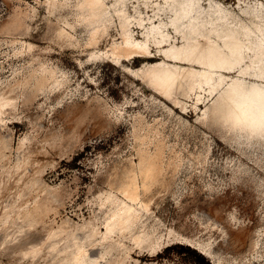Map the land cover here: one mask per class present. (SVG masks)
I'll use <instances>...</instances> for the list:
<instances>
[{"label": "bare ground", "instance_id": "1", "mask_svg": "<svg viewBox=\"0 0 264 264\" xmlns=\"http://www.w3.org/2000/svg\"><path fill=\"white\" fill-rule=\"evenodd\" d=\"M38 2L45 9L40 31L32 32V21L37 14L33 5L15 7L0 31L33 36L64 48L90 46L89 57L121 64L181 112L186 111L191 100L199 123L246 143L264 146L261 128L264 123V0H243L244 5L242 0H237L240 13L217 0ZM81 27L86 33L84 37L76 33ZM136 27L141 29L139 35L135 34ZM11 40L17 38L13 36ZM20 41L19 51L29 54L32 67L21 78L0 81V124L7 117L21 120L17 99H32L34 89L47 87L49 92L63 97L69 88L67 73L41 53L50 50L49 44L39 46L29 40ZM133 56L154 59L144 60L135 68L123 63ZM118 111L120 115L116 119L123 114L122 110ZM159 122V119L147 121L140 112L132 115L135 154L112 159L102 171L104 186L95 195L100 198L99 206L106 207L103 215L93 209L89 216H82L78 221L69 216L56 219L58 209L52 202L57 196H46L40 201L38 194H33L41 169L37 160L33 170L27 171L30 155L35 151L31 132L19 137L17 150L21 156L4 169L0 193L12 177L15 181L22 179L21 188L13 202L5 205L0 213V226L7 236H13L14 226L19 227L18 231L23 230L24 221L46 226L45 237L25 247L22 255L35 254L47 241L51 256L48 264H135L143 249L155 255L173 240L181 239L211 258L213 264H222L212 241L192 239L172 227L164 231L163 221L151 208L155 197L172 190L182 158L176 151L173 156L165 155ZM7 147L5 139L0 138L2 156ZM194 157L199 161L205 158L200 153ZM26 193L30 197H25ZM231 238L234 246L243 241L241 232L231 234ZM22 243L23 237L19 238V244ZM257 245V238H252L247 251L256 252ZM260 250L264 251V247ZM133 251H137L138 257L131 255ZM239 257L233 264H239L244 254Z\"/></svg>", "mask_w": 264, "mask_h": 264}, {"label": "rangeland", "instance_id": "2", "mask_svg": "<svg viewBox=\"0 0 264 264\" xmlns=\"http://www.w3.org/2000/svg\"><path fill=\"white\" fill-rule=\"evenodd\" d=\"M217 1L240 13L237 0ZM27 5L37 8L32 32L40 31L45 9L38 0H0V27L15 7ZM129 10L132 11L131 5ZM140 31L139 27L135 28L136 35ZM76 33L81 37L86 34L82 27ZM13 36L17 40L12 41ZM20 39L39 46L49 44L50 50L41 53L52 65H58L67 73L69 88L63 97L42 87L34 89L35 96L30 100L17 99L21 120L7 117L0 124V138L9 145L4 150L5 156L0 154V177L6 174L4 169L21 156L17 142L30 131L35 151L30 155L27 171L31 172L39 161L37 192H33L38 194V200L57 196L52 202L58 209L57 220L69 216L78 221L82 216H89L93 209L103 215L106 207L99 206L100 198L95 195L104 186L102 171L112 159L135 154L132 115L140 112L149 122L159 119L157 125L164 137L165 155L173 156L176 151L182 157L172 190L151 202L154 214L163 221V230L172 227L192 239L212 241V248L221 256L222 264L235 263L240 254L244 257L239 264H264V251L260 250L264 247V146L246 143L199 123L191 100L187 102L186 111L181 112L121 64L89 57L90 46L64 48L33 36L0 31V81L21 78L32 67L29 54L19 51ZM153 59L133 56L123 63L135 68L142 61ZM47 105L52 108H46ZM119 109L123 114L116 119ZM197 153L205 156L204 160H197L194 157ZM21 183L22 179L9 180L0 193V213L16 198ZM25 197H30L29 193ZM27 222H22L21 231L14 226L13 236H7L0 226V264L50 262L47 241L35 254L22 255L25 247L40 242L46 232V226L40 222L31 225ZM237 232L242 233L243 241L234 246L231 234ZM21 237L23 243L19 244ZM252 238H257L259 248L250 253L247 248ZM176 243L188 245L181 239L169 244ZM165 247L155 255L143 249L135 264H213L211 258L195 248L202 257H194L178 245ZM131 255L138 257L137 251Z\"/></svg>", "mask_w": 264, "mask_h": 264}, {"label": "trees", "instance_id": "3", "mask_svg": "<svg viewBox=\"0 0 264 264\" xmlns=\"http://www.w3.org/2000/svg\"><path fill=\"white\" fill-rule=\"evenodd\" d=\"M176 245H178L179 247H181V248H183L184 250H186V251H188V252H191L193 255H194V257H200L201 255L200 254H198L197 252H196V250L194 249V248H192L191 246H189V245H184V244H179V243H176V244H173V245H168L167 247H165V248H168V247H170V246H176ZM202 257V256H201Z\"/></svg>", "mask_w": 264, "mask_h": 264}, {"label": "snow or ice", "instance_id": "4", "mask_svg": "<svg viewBox=\"0 0 264 264\" xmlns=\"http://www.w3.org/2000/svg\"><path fill=\"white\" fill-rule=\"evenodd\" d=\"M29 2H31V0H29ZM261 128L264 130V123L261 124Z\"/></svg>", "mask_w": 264, "mask_h": 264}]
</instances>
